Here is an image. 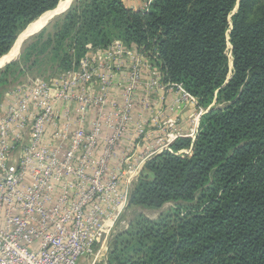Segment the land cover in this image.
Instances as JSON below:
<instances>
[{
	"label": "trees",
	"instance_id": "trees-1",
	"mask_svg": "<svg viewBox=\"0 0 264 264\" xmlns=\"http://www.w3.org/2000/svg\"><path fill=\"white\" fill-rule=\"evenodd\" d=\"M60 1L0 0V56ZM78 38L84 49L120 39L149 54L165 82L183 83L206 110L191 155L156 156L146 165L153 178L143 175L130 198L148 208L179 203L115 234L105 264H264V0H152L147 9L75 0L0 75L29 56L33 65L59 61Z\"/></svg>",
	"mask_w": 264,
	"mask_h": 264
},
{
	"label": "built area",
	"instance_id": "built-area-1",
	"mask_svg": "<svg viewBox=\"0 0 264 264\" xmlns=\"http://www.w3.org/2000/svg\"><path fill=\"white\" fill-rule=\"evenodd\" d=\"M166 91L176 93L172 108L198 106L183 83L165 82L149 54L120 39L91 48L75 70L8 91L0 106V264L108 256L144 167L185 136L155 100ZM200 123L193 117L185 137L195 139Z\"/></svg>",
	"mask_w": 264,
	"mask_h": 264
},
{
	"label": "rangeland",
	"instance_id": "rangeland-1",
	"mask_svg": "<svg viewBox=\"0 0 264 264\" xmlns=\"http://www.w3.org/2000/svg\"><path fill=\"white\" fill-rule=\"evenodd\" d=\"M74 1L75 0H69V1L68 0H65V1L61 0L60 3L58 4L59 6L56 9L54 8L53 13H51V14L47 13L46 15H44L42 17L40 16L41 18H38L35 21L31 22L18 35V37H17L16 41L14 42L12 48L7 53H5L2 56H0V59L5 58V56H7L10 53V51L13 49V47L16 44H18L17 55H16V57L14 59H11V60H12V62H15L17 60L19 61L20 58H21V54H22L23 46H24L25 42L29 38H31L32 36L37 34L39 31H41L44 27H46L55 17L61 15L64 12H66ZM65 2H68V4L65 6L66 8L69 5V3L71 2L70 6L67 9L65 7L62 8L60 6L61 4L63 5ZM64 9H66V10H64ZM61 10H63V11H61ZM49 11H51V10H49ZM56 11H59V12L56 13ZM47 21H48V23H46ZM44 24H45V26L42 29H40ZM34 25H40L39 28L37 27L34 31H36L38 29H40V30L38 32H36V33H33V34L29 35L26 38V40L23 41V38H22L23 36L26 37V35L34 32V31H32V32L29 31V28L31 26H34ZM78 39L79 40H77L76 42L73 39H68V41H66V43L64 45H65V49H66L65 52H67V54H66L67 56L66 57L63 56L62 59H60L59 61L58 60L54 61L53 58H55V56H53L52 59L49 56H46V57L42 56L40 58V60H38L36 65H33V60H35V58L29 56V58H26V60L24 59L25 61L21 60L20 64L17 67H14V69L12 71L6 73L5 76L0 75V106H1V104L4 103V101H5L4 98H5L6 94L8 93V91H10L14 86H16V85H18L20 83H23V82L50 80L53 77H55L56 75L62 73L65 70H67L65 68H67V65H69V64H67L68 61L76 60L75 58L77 56H79L83 51H85L87 49L89 51L91 48H94L93 47L94 44L92 42H87L86 44H84V47H85V49H84L82 47L83 46V42L81 41V43H80V40H82V39L81 38H78ZM130 47H134V46H130ZM79 63H80V60L78 61L77 64H75L71 68V70L77 69V65ZM7 65L5 64L2 67H0V74L6 68ZM202 109L206 112V110L201 107V110ZM203 110H202V112H203ZM198 128H200V125H199ZM197 136H198V134H197ZM197 136H196L195 139H193L192 137L188 136L187 138L191 140V143L188 146H184V147H181L179 149L175 148L174 146H172L173 151H170V152L176 153L177 155H185V154L191 155L194 143H195V141L197 139ZM184 137L185 136H182V137H179V138H184ZM145 174H146V176H149V178H153L152 173L150 172L148 167H147V170H146V166H145L144 167V171L141 173V176L139 177V179L137 180L136 183H138L142 179L143 175H145ZM178 203L179 202L172 201V200L171 201H167L160 208H148V207H145V206L131 205L127 209V211L124 213L123 219L125 220V223L121 224L117 228V230L114 232L113 236L115 234L117 235L119 232H121L123 230H131L132 227H129L130 223L135 224L137 221L142 220L143 218L150 219V220H158L159 218H161V216H163V215L167 214L168 212H170L171 210H173L177 206ZM110 244H109V247H110ZM91 257L92 258L89 259L90 263L95 258V256H91ZM107 259H108V256L107 257L99 256L97 258L96 264H105Z\"/></svg>",
	"mask_w": 264,
	"mask_h": 264
},
{
	"label": "crops",
	"instance_id": "crops-1",
	"mask_svg": "<svg viewBox=\"0 0 264 264\" xmlns=\"http://www.w3.org/2000/svg\"><path fill=\"white\" fill-rule=\"evenodd\" d=\"M128 7H132L134 9H142L151 0H123ZM156 102L159 103L160 111L165 115V118L171 117L177 119L178 130L184 132L185 136L189 132V128L192 126L193 117H199L201 120L203 112L201 107H187V108H172L173 99L176 96L175 92L166 91V92H158L156 94ZM171 107V108H168ZM105 262V261H104Z\"/></svg>",
	"mask_w": 264,
	"mask_h": 264
},
{
	"label": "bare ground",
	"instance_id": "bare-ground-1",
	"mask_svg": "<svg viewBox=\"0 0 264 264\" xmlns=\"http://www.w3.org/2000/svg\"><path fill=\"white\" fill-rule=\"evenodd\" d=\"M65 1V0H64ZM69 1V0H68ZM68 4V2H65L63 5L61 4L60 6L63 8ZM70 4V3H69ZM68 7V6H67ZM66 8V7H65ZM54 10L49 11L48 13H53ZM40 25H34L31 26L29 28V31L32 32L34 31L37 27L39 28ZM27 36V35H26ZM25 36H23L22 38L24 39ZM17 51H18V44H16L13 49L10 51V53L5 56V58L0 59V67H2L3 65H5L7 62L11 61V59H14L17 55Z\"/></svg>",
	"mask_w": 264,
	"mask_h": 264
},
{
	"label": "water",
	"instance_id": "water-1",
	"mask_svg": "<svg viewBox=\"0 0 264 264\" xmlns=\"http://www.w3.org/2000/svg\"><path fill=\"white\" fill-rule=\"evenodd\" d=\"M70 4H71V2H70ZM70 4L68 5V7L70 6ZM58 6H59V5H58ZM58 6H57V7H58ZM57 7H56V8H57ZM68 7H67V8H68ZM56 8H55V9H56ZM67 8H66V9H67ZM66 9H64V10H66ZM53 10H54V9H53ZM61 11H63V10H61ZM57 12H59V11H56V13H57ZM46 23H48V21H47ZM46 23H45V24H46ZM45 24H44L40 29H42V28L45 26ZM40 29H38V30H36V31H34V32L30 33V34H28V35L23 39V41L26 40V38H27L29 35L38 32ZM23 41H22V42H23ZM22 44H23V43H22ZM11 62H12V60L9 61V62H7L6 65L9 64V63H11Z\"/></svg>",
	"mask_w": 264,
	"mask_h": 264
}]
</instances>
